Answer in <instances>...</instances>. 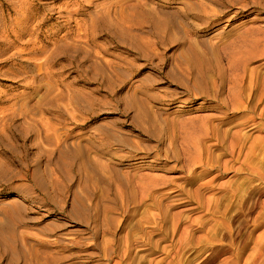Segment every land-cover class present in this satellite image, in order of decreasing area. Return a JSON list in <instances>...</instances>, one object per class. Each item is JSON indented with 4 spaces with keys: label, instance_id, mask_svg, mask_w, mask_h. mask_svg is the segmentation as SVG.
Instances as JSON below:
<instances>
[{
    "label": "rangeland",
    "instance_id": "obj_1",
    "mask_svg": "<svg viewBox=\"0 0 264 264\" xmlns=\"http://www.w3.org/2000/svg\"><path fill=\"white\" fill-rule=\"evenodd\" d=\"M263 104L264 0H0V264H264Z\"/></svg>",
    "mask_w": 264,
    "mask_h": 264
},
{
    "label": "bare ground",
    "instance_id": "obj_2",
    "mask_svg": "<svg viewBox=\"0 0 264 264\" xmlns=\"http://www.w3.org/2000/svg\"><path fill=\"white\" fill-rule=\"evenodd\" d=\"M195 56L198 57V55L196 54ZM250 61V60H249ZM245 70L243 69V73H245L246 70V67H244ZM213 69V67L211 66V63L207 64L205 63V61H198L196 63V60L194 61V83L191 85L190 83H187L185 81L181 82L182 85H184V88H185V91H186V94L188 96H192V95H205V96H208V97H211V98H218V96L221 94V85H219V83L217 81H213V80H209L208 77H206V73L207 71H211ZM214 70V69H213ZM212 70V71H213ZM192 73V74H193ZM242 73V74H243ZM251 77V75H250ZM236 79V78H235ZM242 79V78H241ZM251 79V78H250ZM192 80V79H191ZM238 80V79H237ZM235 81V80H233ZM238 82V81H237ZM231 83V82H229ZM236 83V82H235ZM234 83V84H235ZM233 84V85H234ZM240 84V83H239ZM251 84V83H250ZM236 85V84H235ZM256 85V84H255ZM237 86V85H236ZM243 86V85H242ZM241 86V87H242ZM237 87H240L239 85ZM230 88V87H229ZM242 90V89H241ZM248 90V89H246ZM240 91V89H239ZM238 93V92H237ZM235 93V91L232 93L229 94V97H226L227 99H230L228 105L229 106H232L233 105V109H235L234 111H240V109H246V106L244 107V103L241 101V98L244 96L243 94H245V89L244 91L240 94H237ZM250 93V92H249ZM262 94V93H261ZM247 96V95H246ZM251 97V96H250ZM252 99V98H251ZM259 98H257L258 100ZM211 100V99H210ZM220 100V99H219ZM254 101V100H253ZM263 101V100H262ZM258 102V101H256ZM221 104V102H220ZM253 104V102H252ZM256 104V103H255ZM262 104V103H261ZM250 105V104H249ZM248 105V106H249ZM258 105H259V102H258ZM257 105V106H258ZM264 105V104H263ZM254 106V105H252ZM251 106V107H252ZM228 107V106H227ZM226 107V108H227ZM241 107H244V108H241ZM258 108V107H257ZM225 110V109H224ZM233 111V112H234ZM242 111V110H241ZM147 122L149 124V130H148V133L150 135V139L151 140H160L162 138V136L164 135V132H165V127L164 126H161L162 123H160L159 121H156V119H154V117H149L147 118ZM162 120V119H161ZM164 121V120H163ZM216 128V127H215ZM225 131V130H224ZM213 133L216 135V132L213 131ZM226 133V131H225ZM191 135V134H190ZM200 135V134H199ZM212 136V135H211ZM165 137V136H164ZM155 138V139H154ZM167 138V136L165 137ZM200 138V137H199ZM211 139V138H210ZM171 140V139H169ZM224 141V139H223ZM226 141V140H225ZM158 142V141H156ZM191 142V141H190ZM221 142V141H220ZM240 145V144H239ZM169 148H171V150L167 147L166 148V151L167 152V155L170 154L171 152L170 151H173L174 149L172 148L173 147V143L170 142V144H168ZM184 146V145H183ZM190 150V149H189ZM193 150V149H191ZM200 151V149L198 150ZM209 152V150L207 151ZM174 153V151L172 152ZM195 153V151H194ZM194 153H193V156H194ZM199 153L198 155L199 156H196V157H192L191 159L188 158V159H184V160H176L177 161V164L179 162H182V166H181V170L184 171L186 177H185V180L186 182H191V181H195L194 184H197L203 177H206L212 170L213 168L215 167V164L218 162V161H210L211 158H208L209 156H207V158H204V156L200 153V152H197ZM183 154V153H182ZM209 154V153H208ZM186 156V155H185ZM213 159V158H212ZM174 161V160H173ZM249 163V162H248ZM220 164V163H219ZM225 167V166H224ZM220 168V167H219ZM199 171V173L197 174L196 172ZM261 172V171H260ZM225 173V172H224ZM258 173V172H257ZM150 183L147 184L146 186V190L147 191H151V192H154V188H156L159 184H160V181H158L157 179L156 180H149ZM118 182V181H117ZM126 184V183H125ZM121 185H124V184H121ZM119 186V185H118ZM171 186V185H170ZM207 185L203 184V185H199L198 189H201L203 187H207ZM213 187V186H212ZM184 189V188H183ZM181 189V190H183ZM197 190V189H196ZM201 191V190H200ZM185 193V192H184ZM157 197V196H156ZM189 197V196H188ZM191 197H193L191 195ZM199 197V195H198ZM193 200V199H192ZM160 201V200H159ZM199 202L200 205H202L203 203L201 202V200L197 201ZM159 203V202H158ZM192 203V202H191ZM163 205V204H162ZM161 208V207H160ZM199 208V207H198ZM167 209V207H166ZM165 210V209H164ZM167 213V212H166ZM168 214V213H167ZM168 216V215H167ZM164 223L167 221V217L165 215H163V220ZM179 221V220H178ZM179 225V224H178ZM7 243V242H5ZM6 250V249H5ZM4 250V251H5Z\"/></svg>",
    "mask_w": 264,
    "mask_h": 264
}]
</instances>
